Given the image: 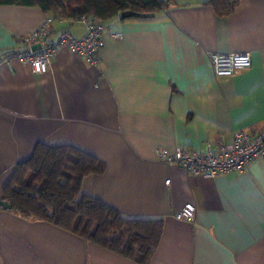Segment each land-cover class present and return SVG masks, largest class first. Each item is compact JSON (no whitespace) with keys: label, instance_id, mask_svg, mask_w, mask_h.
Listing matches in <instances>:
<instances>
[{"label":"crops","instance_id":"obj_1","mask_svg":"<svg viewBox=\"0 0 264 264\" xmlns=\"http://www.w3.org/2000/svg\"><path fill=\"white\" fill-rule=\"evenodd\" d=\"M151 18L106 21L99 63L61 47L46 73L0 65V198L38 143L68 145L107 165L82 192L129 218L163 219L146 264H264V158L214 178L157 158L161 147L203 152L237 130L264 129V0L220 16L210 0H162ZM52 17L49 40L82 37L78 18L0 4V58ZM121 31L116 39L112 32ZM250 52L252 65L216 76L213 53ZM197 206L194 223L176 212ZM0 264H141L37 218L0 208Z\"/></svg>","mask_w":264,"mask_h":264},{"label":"trees","instance_id":"obj_2","mask_svg":"<svg viewBox=\"0 0 264 264\" xmlns=\"http://www.w3.org/2000/svg\"><path fill=\"white\" fill-rule=\"evenodd\" d=\"M242 0H210L220 16L231 14ZM1 5L38 6L55 17L95 16L103 22L123 11L158 13L162 0H0ZM50 35V34H49ZM107 165L76 147L40 142L33 155L16 165L3 188L11 211L37 218L78 234L86 241L146 264L156 251L164 230L163 219L125 217L101 199L82 192L84 179L103 174Z\"/></svg>","mask_w":264,"mask_h":264},{"label":"built area","instance_id":"obj_3","mask_svg":"<svg viewBox=\"0 0 264 264\" xmlns=\"http://www.w3.org/2000/svg\"><path fill=\"white\" fill-rule=\"evenodd\" d=\"M80 21L86 27L82 37H75L70 31H63L57 40H49L52 17H47L39 28L23 38L26 44L24 50L6 54L0 58V65L13 60L27 63L35 73L49 71L52 58L61 47H67L72 52L83 56L90 64L99 63L100 51L105 46V22L95 16L82 15ZM116 39L123 37L121 31L112 32ZM40 44V48L33 50L32 46ZM213 71L216 76H232L236 72L252 65L250 52L213 53L210 56ZM158 159L169 164L182 166L189 174L214 178L221 173L233 170H247L250 164L264 158V129L252 133L247 130H237L229 143H208L205 151L200 152L191 148L177 147L170 150L161 147L157 150ZM197 206L194 202H187L176 212V218L194 223Z\"/></svg>","mask_w":264,"mask_h":264},{"label":"water","instance_id":"obj_4","mask_svg":"<svg viewBox=\"0 0 264 264\" xmlns=\"http://www.w3.org/2000/svg\"><path fill=\"white\" fill-rule=\"evenodd\" d=\"M154 16H155L154 12H137V11H132V10H126L121 13V17L123 19L130 18V17L151 18ZM39 48H40L39 43H36L32 46L33 50H37ZM0 208L10 210L13 208V205L9 203L7 200H5L4 198H0Z\"/></svg>","mask_w":264,"mask_h":264}]
</instances>
